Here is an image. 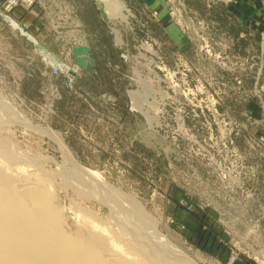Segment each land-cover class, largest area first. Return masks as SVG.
Wrapping results in <instances>:
<instances>
[{
    "label": "rangeland",
    "instance_id": "374dc122",
    "mask_svg": "<svg viewBox=\"0 0 264 264\" xmlns=\"http://www.w3.org/2000/svg\"><path fill=\"white\" fill-rule=\"evenodd\" d=\"M116 1L125 19L106 13L99 0H34L30 7L24 0H0V151L15 155L9 163L23 170L17 174L29 173L50 189L65 230L96 219L123 251L138 252L141 243L112 204L69 177L76 167L41 128L51 129L81 165L100 174L107 195L128 212L131 197L197 264H228L235 237L228 230L239 224L225 221L227 230L179 203L181 189L169 185L165 170L172 153L168 119L183 101L217 100L231 105L251 131L264 129V27L246 25L216 4L232 0H160L165 13L154 8L159 0H151L150 17L140 0ZM171 23L185 44L173 37ZM82 44H91L97 73L81 69L68 89L50 75L48 64L73 60L71 48ZM201 223L213 233L203 245ZM217 239L226 247H214ZM246 243L256 249L247 264H262L264 237Z\"/></svg>",
    "mask_w": 264,
    "mask_h": 264
},
{
    "label": "built area",
    "instance_id": "2783aa9c",
    "mask_svg": "<svg viewBox=\"0 0 264 264\" xmlns=\"http://www.w3.org/2000/svg\"><path fill=\"white\" fill-rule=\"evenodd\" d=\"M24 2L30 7L34 0ZM48 65L51 76L74 88L81 68L73 60ZM173 109L168 119L172 153L165 163L169 185L181 189L179 203L198 213L202 221H220L227 230L225 221H237L239 226L228 230L235 236L228 264H247L246 258H253L256 249L246 242H262L264 237V129L251 131L234 114L236 110L222 101H183ZM198 234L202 245L213 239L207 223H201ZM217 240L214 247H220V242L226 247ZM258 262L264 264V259Z\"/></svg>",
    "mask_w": 264,
    "mask_h": 264
},
{
    "label": "bare ground",
    "instance_id": "6f19581e",
    "mask_svg": "<svg viewBox=\"0 0 264 264\" xmlns=\"http://www.w3.org/2000/svg\"><path fill=\"white\" fill-rule=\"evenodd\" d=\"M109 2L116 8V13L123 8L121 2ZM119 13L125 19V14ZM17 28L25 33L21 26ZM118 38L121 42L120 35ZM135 106L143 108L137 102ZM41 129L58 142L64 158L76 167L69 177L85 193H93L110 202L117 219L141 243V247L138 252L130 248L123 251L121 244H117L119 241L114 240V236H107V229L101 227L99 221L95 223L96 219L89 221L86 228L82 226L83 229L72 232L65 230L63 216L50 189L29 173L17 174L23 170L11 165L10 160H14L15 155L1 149L4 160H0V264H145L136 258L139 254L149 262L151 260V264H197L157 230L139 201L130 197L128 201L133 210L128 212L107 195L97 171L81 165L57 133Z\"/></svg>",
    "mask_w": 264,
    "mask_h": 264
},
{
    "label": "crops",
    "instance_id": "0c3cea01",
    "mask_svg": "<svg viewBox=\"0 0 264 264\" xmlns=\"http://www.w3.org/2000/svg\"><path fill=\"white\" fill-rule=\"evenodd\" d=\"M142 4L147 6L148 8V17H150L149 12L151 11V0H140ZM162 1L154 2V8L158 7V10L160 12L165 13V9H162V6H159V3ZM217 6L219 5H225L227 7V10L229 12H232L234 17H238L245 23L246 25H257L259 23L260 27H264V0H232L226 3L217 2ZM161 15V14H160ZM32 21V17L30 18L29 22ZM149 25V24H148ZM32 23L28 24L26 27L28 30H32ZM151 27V24L147 27L148 29ZM170 32L173 34V37L181 44H185L183 40V35L179 33L177 30V26L173 23L169 24L168 27ZM151 30H148V33H150ZM42 41V40H41ZM90 45L91 52L93 54V48ZM94 57V55H93ZM95 59V58H94ZM97 73V65L95 61V70L94 73H88L86 71L87 75H94Z\"/></svg>",
    "mask_w": 264,
    "mask_h": 264
},
{
    "label": "water",
    "instance_id": "95a60500",
    "mask_svg": "<svg viewBox=\"0 0 264 264\" xmlns=\"http://www.w3.org/2000/svg\"><path fill=\"white\" fill-rule=\"evenodd\" d=\"M104 10L108 9L110 11L116 10L114 5H112L109 1H104ZM69 55L72 57L75 64L81 68L86 70L88 73H94L95 70V59L91 52V48L89 45L82 44L73 46L69 52Z\"/></svg>",
    "mask_w": 264,
    "mask_h": 264
}]
</instances>
